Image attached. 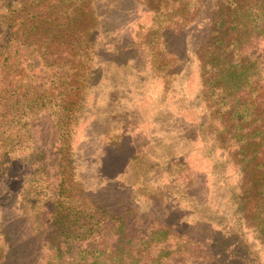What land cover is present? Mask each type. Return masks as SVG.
<instances>
[{"label": "trees", "instance_id": "trees-1", "mask_svg": "<svg viewBox=\"0 0 264 264\" xmlns=\"http://www.w3.org/2000/svg\"><path fill=\"white\" fill-rule=\"evenodd\" d=\"M123 1L0 0V264H263L243 240L264 233V0L147 1L150 22L128 44L109 38L108 55L104 24ZM203 14L218 31L197 46L187 33ZM52 25L71 40L51 62ZM123 46L126 60L149 61L163 95L148 117L133 108L101 134L110 159H127L94 171L77 136ZM41 63L58 94L32 92ZM193 65L194 91L167 87Z\"/></svg>", "mask_w": 264, "mask_h": 264}, {"label": "rangeland", "instance_id": "rangeland-1", "mask_svg": "<svg viewBox=\"0 0 264 264\" xmlns=\"http://www.w3.org/2000/svg\"><path fill=\"white\" fill-rule=\"evenodd\" d=\"M147 1L149 3L150 0H141V3L139 0H125L121 4V11H118V13H111V15L114 18L117 17L118 20L113 23L104 24L105 38L103 39V52L105 49V54H110V39L114 40L117 43L123 42L124 44L133 42L137 33V29L138 31L140 29L139 24H146L150 22L152 12H148V10L145 8V6L147 5ZM209 2H211V0H209ZM128 3H132L133 5L137 3L139 5L138 11H133L132 9L135 8L133 7V5L131 6ZM126 4H128V8L125 7ZM214 21L210 20L209 22L207 14L201 15L194 23H191L190 28L192 29L189 30L187 36L197 46L201 45L206 41L211 43L215 42L212 38L216 36L218 28L216 26L214 27ZM51 28L54 30V32L58 33L57 36L52 37L51 43L48 47L49 59H51L50 61L52 62L59 58V56H57L58 51L62 55L60 56V58L66 56V52L68 50L69 45L68 43L71 39L67 37V33L70 32L67 29L63 27L55 28V25H52ZM113 29L115 30L113 31ZM41 32L42 33L38 34V39H43L42 35L43 33H45V30ZM123 47L124 48L120 51V56H117L120 57V59L117 61H119L120 64H123L120 65L121 67L117 65H115L114 67H109V65L106 66L107 69L105 71L103 81L98 87V93L94 96L96 106L90 113L89 117H87L86 120L82 122V128L80 129L79 134L77 136L80 149V157L85 154V149H88V157L83 158L82 161L86 164L87 167H89V163H91V170L94 169V171L99 168L101 163L104 165L102 161L105 157L108 158V161L110 160L109 165L113 168L116 166L117 163H119V165L124 166L123 163L127 159V155H123L122 153L119 154L118 157L114 158V160L110 159L109 156L112 153L111 148L107 145L106 150L104 149V152L102 151L103 140L101 138V134H103V132L108 129H121L124 126L126 127L127 123L130 120L132 121L133 108H136V110L139 109L140 113L148 117L152 113V111L148 109L147 106L156 104V97L159 98L163 95V81L156 80V77L153 75L152 66L151 64H149V61L143 62L139 60L136 64L130 62L129 60H126V57L128 55H135V53L133 52L131 54V51L128 46ZM42 49H44V46L41 47V45L36 44V42L28 44L26 48V50L28 51L33 50L32 55H36L38 51ZM136 54L140 55V51L136 50ZM137 55L135 57H137ZM26 64L27 62H24V65ZM135 64L136 67H134ZM138 64H140L141 68H138ZM43 66L44 64L41 63L37 67V70L34 72L33 77L31 78L33 82L32 92H37L38 94H41L46 91V94H51L52 96L56 95L58 94V90L55 92V94H53L54 92L52 91V87L55 85V80H50V78L48 79V81L45 80L46 77L42 76L40 72L41 69H43ZM22 69L24 71V80L26 77L27 81H29L30 75L28 70L25 67ZM189 71V75H180V77L176 81H170L172 78L171 76H168L167 87L170 90L178 91V88L183 86L188 87L189 89L194 91L196 86L195 84L197 82L198 71L195 65L191 66ZM66 84L67 82H64L65 87ZM142 89L147 90L144 91ZM128 91H130L131 93H127ZM73 94H75V90H73L69 95L70 99L76 98V96H74ZM169 94L170 95L168 96H172L175 93L169 92ZM30 95H32V93L26 94L24 96L25 98H27L30 97ZM113 96H115V100L112 102L111 97L113 98ZM167 101L171 104V106L176 105V103L173 102L174 100L172 98L167 99ZM95 110L99 118V120L97 121V126L92 123ZM136 119L137 118L135 115L133 120L135 121ZM141 120L142 119L139 118V121ZM139 144L143 145L142 141H140ZM83 162H81V170L85 168ZM252 211V203L247 204L246 212L252 214ZM14 217H16V215ZM17 219L20 218L18 217ZM14 234L16 235L17 233ZM25 234L28 233H18L20 237L22 236L23 241L26 240ZM247 234V239L244 238L243 243L248 247L254 244L255 248L261 250L262 256L264 258V233ZM228 241L231 242V245H238L240 242L235 234ZM234 247V249H237L236 246ZM240 251L243 252V249L241 247ZM256 259H259V257H257Z\"/></svg>", "mask_w": 264, "mask_h": 264}]
</instances>
